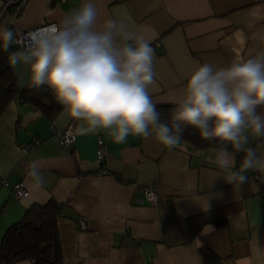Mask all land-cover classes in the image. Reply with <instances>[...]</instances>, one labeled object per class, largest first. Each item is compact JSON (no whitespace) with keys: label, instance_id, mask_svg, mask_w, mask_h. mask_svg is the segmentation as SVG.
<instances>
[{"label":"crops","instance_id":"0c3cea01","mask_svg":"<svg viewBox=\"0 0 264 264\" xmlns=\"http://www.w3.org/2000/svg\"><path fill=\"white\" fill-rule=\"evenodd\" d=\"M4 1L0 0V33L58 23L86 2L28 0L14 15V8L4 7ZM93 2L99 22L123 20L154 48L156 76L149 91L157 107L176 105L186 78L199 64L223 66L264 51V0ZM9 65L19 89L26 87L27 67L13 65L10 58ZM68 125H73L75 140L65 147L51 137L50 127ZM85 126L63 105L50 119L19 98L0 114V178L7 182H0V241L28 206L53 199L62 204L57 218L62 264H203L201 247L218 264H264V168L247 170L245 182H229V171L241 167L243 152L230 148L228 168H221L217 147L181 140L169 150L151 136H129L118 144L106 131L82 132ZM31 136L40 141L23 153ZM99 139L107 150L102 161L96 156ZM251 145L258 147V154L264 152V138H251ZM33 160L45 173L41 189L27 175ZM101 168L109 173L98 174ZM20 180L28 195L16 198L12 186ZM130 182L152 186L156 204L147 202ZM209 224L214 231H204Z\"/></svg>","mask_w":264,"mask_h":264},{"label":"clouds","instance_id":"9594fccd","mask_svg":"<svg viewBox=\"0 0 264 264\" xmlns=\"http://www.w3.org/2000/svg\"><path fill=\"white\" fill-rule=\"evenodd\" d=\"M99 17L96 3L86 0L58 23L27 32L11 63L25 65L32 87L51 90L72 118L83 121L82 132L106 131L118 144L129 136H151L171 150L192 128L202 140L219 142L221 168H228L229 148L244 153L240 169L229 171V182H245L247 170L264 168V152L251 145V138H264V51L223 66L199 64L164 120L149 91L156 76L154 48L123 20L99 22ZM16 42L14 30L0 33L5 50ZM27 175L43 188L38 160L29 162ZM214 230L211 224L204 227Z\"/></svg>","mask_w":264,"mask_h":264},{"label":"trees","instance_id":"16d2710c","mask_svg":"<svg viewBox=\"0 0 264 264\" xmlns=\"http://www.w3.org/2000/svg\"><path fill=\"white\" fill-rule=\"evenodd\" d=\"M14 48L5 50L0 44V114L14 98L39 109L46 117L53 118L62 105L56 100L51 90L34 88L31 82L19 89L16 78L9 65V58ZM176 105L159 106L162 119L169 118L170 109ZM182 140L197 147H219V142L202 140L199 133L186 128ZM230 149V148H229ZM240 155L239 153H236ZM62 204L49 199L43 204L28 206L22 217L6 228L0 241V264H12L15 261L29 259L32 264H62L61 244L57 228V218ZM203 264H218L211 252L201 247Z\"/></svg>","mask_w":264,"mask_h":264},{"label":"built area","instance_id":"2783aa9c","mask_svg":"<svg viewBox=\"0 0 264 264\" xmlns=\"http://www.w3.org/2000/svg\"><path fill=\"white\" fill-rule=\"evenodd\" d=\"M27 1L28 0H5L4 1V7L12 6L14 8L13 14L16 15L26 5ZM59 1H64V0H59ZM50 24H54V23H48V24H45V25H42V26H39L36 28H32L29 30H25V31L16 33L17 42L15 44H13L12 47H18V48L23 49V47L26 44V41L24 40L23 37L27 32L35 30V29L40 28V27L48 26ZM50 131H51V137L56 142H58L59 144L65 146V147H70L75 140V131L73 129V125H68L67 127L62 128V129L57 128L55 126H51ZM39 141H40V139L37 136H31L30 141L26 145L22 146V148H21L23 153H26L29 148L34 147L36 144L39 143ZM106 155H107L106 147H105L103 141L101 139H99L97 141V150H96L97 160L102 161L106 157ZM239 169L240 168H238L237 171ZM97 173L98 174H108L109 171L105 168H101L100 170H98ZM253 176L257 177L256 174H254ZM0 182L2 184H6L7 183L6 178L1 177ZM130 183L133 186L139 187L142 190L143 195H144V199L147 202H149L151 205L156 204L157 194H156V192L152 186H150V185H139L136 182H130ZM12 193L16 198H23V197H26L28 195L27 188H26V186L22 180L14 183V185L12 186ZM79 225H80L81 229L86 228L84 221H80Z\"/></svg>","mask_w":264,"mask_h":264}]
</instances>
